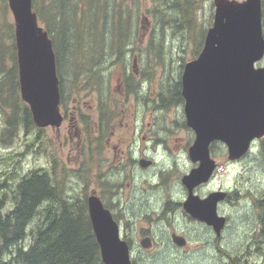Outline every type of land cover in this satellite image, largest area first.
Segmentation results:
<instances>
[{
	"label": "trees",
	"instance_id": "trees-1",
	"mask_svg": "<svg viewBox=\"0 0 264 264\" xmlns=\"http://www.w3.org/2000/svg\"><path fill=\"white\" fill-rule=\"evenodd\" d=\"M138 1L33 0V9L53 41L63 104L81 87L99 93L105 90V66L102 68L100 62L107 59L106 51L109 67L122 63L132 51L130 45L140 29L135 19L140 14L135 11ZM154 1L148 13L156 26L146 48L156 64L168 68L165 62L171 50L167 38L174 35L182 37L181 49H192L190 59L196 58L208 30L200 21L199 0ZM262 7L264 19V0ZM181 74L162 79V106L165 96L168 100L172 94L182 98ZM127 76L130 84L131 76ZM136 91V86H128V92ZM0 110L6 116L1 129L3 144L12 143L22 126L34 132L26 151L0 153V264H105L88 214V189L69 195L65 174L56 170L57 158L46 150L47 165L23 172L27 151L46 147L41 136L44 128L34 123L30 107L21 97L15 40L10 44L0 40ZM106 111L101 105L102 117Z\"/></svg>",
	"mask_w": 264,
	"mask_h": 264
},
{
	"label": "rangeland",
	"instance_id": "rangeland-1",
	"mask_svg": "<svg viewBox=\"0 0 264 264\" xmlns=\"http://www.w3.org/2000/svg\"><path fill=\"white\" fill-rule=\"evenodd\" d=\"M154 0H141L137 2V8L135 11L140 13L135 19L139 20V32L138 36L134 39L130 48H133L132 51H128L126 58L122 63H115L109 67L108 57L109 54L106 51L105 57L107 59H102L100 66L105 69L102 74L104 77V86L105 90L101 93L93 92L88 90V87H81L79 92H74L72 96L67 99V102L64 103V112L68 113L69 117L72 116V113H78L80 117V122L85 131L82 139L84 143L80 146H77L78 136L75 133V130L70 128L71 134L68 132V119L60 128L55 127H46L41 133V136L44 140L46 149L35 151H27L24 155V160L22 162L23 172H27L33 167H42L47 165L49 159L46 158L45 150L54 157L57 158L58 163L56 164V170L59 173H63L66 176V183L68 185V194L75 196L82 188L88 189V194L92 187L93 183V170L97 171V175L94 179L97 178L100 187L107 186L105 178H108V181L112 183V189L119 190V188L113 184L116 181L119 183L125 182L127 177H121L119 174H113L111 171L118 167V171L121 175L126 173H131L128 170V165L126 162L119 163L115 159L117 151L120 149L119 139H124L125 135L129 138H136L141 141H147L149 146L148 155H157V160L159 165L163 169H168L174 162L173 159L179 156V165L175 162L174 166L168 171V173L161 178L165 181L172 174L176 176H171L173 181H176V186H173L174 189H171V179L165 182L164 193L171 191L177 192L175 194L179 195L178 199H182L183 194L181 195L182 186H184L179 180V177L182 178L184 175L189 173L194 167L197 166L188 155L186 148V142L194 139L192 136L193 133L188 131L186 127H183V118L184 113L182 107H179L180 104L179 94H172L170 99L164 101L165 107H161L162 95L160 94L162 79L168 77H178L179 73L183 72V67L181 64L191 60V50L187 47L185 50L180 48L182 37L178 35L168 36L167 48L171 50L168 54V59L165 62L168 68H163L161 65L156 64L155 58L148 53L146 48V43L153 27L156 26L153 15L148 13V9L153 8ZM199 17L201 23L205 27H211L214 18L215 5L214 0H199ZM136 21V20H135ZM15 21L13 14L9 8L8 0H0V40H4L6 44L12 43L15 39ZM107 48V47H106ZM105 48V49H106ZM172 48V49H171ZM138 57V63L136 67H133L134 57ZM264 59L257 63V66H263ZM137 71V73H135ZM131 76L127 84V75ZM127 76V77H126ZM69 77L65 80V90L66 95L69 96L70 93V81ZM136 86L137 93L139 94V100L136 109L133 108L134 96L128 97V86ZM109 89V90H108ZM171 95L169 93H165ZM103 105L106 108V118L105 126L102 130L104 133L103 136H100V141H105L104 151L100 155V159L96 152L94 155L89 149L88 142L90 140H97V135L99 130L95 126V120L98 117V109ZM80 106L82 108H80ZM130 108V109H128ZM138 112L141 116V121L139 124L135 125L133 122H129L128 126L126 123L130 120L129 115ZM72 118V117H71ZM6 116L3 114V111L0 110V139L2 136L1 129L5 124ZM110 123L108 129L106 127L107 123ZM82 129V128H81ZM129 131H128V130ZM137 129V130H136ZM34 137L33 129L26 131L24 126L22 130L17 133L16 137L13 139L10 144H3L0 141V153L2 155L7 153H18L26 151V146L28 143H31ZM72 139V142L70 140ZM165 141V142H164ZM103 144V143H99ZM116 146V149L114 148ZM160 146V147H158ZM185 146V147H184ZM222 143L213 144V157L219 161V167L215 174V177L211 181L210 188H218L220 186L229 189L233 194V201L223 202L221 204V209L223 214H226L230 217V229L228 233L229 242H239L241 237L246 235L250 228L254 226V223L258 219L259 211L253 204L254 196L256 193L264 189V137L260 140H257L251 151L240 160H229L228 152ZM162 151L160 154H155V151ZM84 153L83 165L80 166V156ZM177 156V157H176ZM148 167V166H147ZM146 168V167H145ZM181 169V171H180ZM115 171H117L115 169ZM156 171L153 173V170H149L146 176L149 175L151 179H154L156 183ZM184 171V172H183ZM145 173V172H144ZM161 173V172H160ZM162 174V173H161ZM179 177H178V176ZM141 177V175H137ZM131 178L128 179V181ZM172 181V182H173ZM136 186L138 189L133 188ZM133 194V204L130 212L118 211V216L123 217V219L136 218L138 220H155L157 221L166 220L168 227H172L173 224L169 222L178 220L179 222L187 221L188 218L183 214L181 210L177 211H167L166 214L161 212L159 215L157 213H151L148 210H151L149 204L154 207L156 203L144 202L142 197H151L152 193L155 191V188L144 179L142 176L137 180V183L133 182L130 187L120 188L121 198L125 201L130 200V196H126L129 193L135 192ZM241 193L244 197L240 202L235 192ZM144 193L142 196L141 193ZM135 195V196H134ZM126 197V198H125ZM143 200V201H142ZM154 201V199H152ZM142 202V203H141ZM145 213H141V212ZM156 223L149 225V228L156 231V235L159 236L157 242L159 246H163L164 242L161 239L160 235L163 234L164 228L156 229L152 226H156ZM135 231V229H133ZM187 230V229H186ZM185 230V231H186ZM202 244V243H200ZM209 250H207L208 253ZM170 250H164L160 255L155 257L151 261L138 260L139 264H177V261L172 254H169ZM165 253V256H162ZM206 252L197 256L193 254L192 257L184 258L182 261L184 264H217V260L212 259L213 251L210 249V255L206 256ZM195 255V256H194ZM162 256V257H161ZM214 257V256H213ZM199 258V259H198Z\"/></svg>",
	"mask_w": 264,
	"mask_h": 264
},
{
	"label": "water",
	"instance_id": "water-1",
	"mask_svg": "<svg viewBox=\"0 0 264 264\" xmlns=\"http://www.w3.org/2000/svg\"><path fill=\"white\" fill-rule=\"evenodd\" d=\"M8 2L15 21L21 97L38 127L59 128L64 116L52 38L40 23L33 0ZM214 5L203 48L185 63L181 76L185 117L195 132L189 155L199 162L182 182L189 191L185 210L220 232L226 217L218 214L217 206L227 192L214 191L202 199L194 189L208 182L218 167L211 154L213 142H223L228 158L238 160L264 137V65L257 66L264 59V30L262 0H214ZM137 63L134 57V67ZM141 164L147 166L149 161ZM88 208L103 262L133 264L129 244L111 211L94 194L88 197ZM174 241L185 242L177 235Z\"/></svg>",
	"mask_w": 264,
	"mask_h": 264
},
{
	"label": "flooded vegetation",
	"instance_id": "flooded-vegetation-1",
	"mask_svg": "<svg viewBox=\"0 0 264 264\" xmlns=\"http://www.w3.org/2000/svg\"><path fill=\"white\" fill-rule=\"evenodd\" d=\"M127 94L129 98L130 96L136 97L134 98L135 101L132 105L133 108L136 109L139 100V94L137 93V91L128 92ZM183 99H184L183 97L180 98V104L178 106L182 107L184 113L185 101ZM160 104H161L160 106L163 108L164 106H162V103ZM60 107L64 115V120L62 125L68 119L69 122V125L67 127L68 132L69 134H71L72 132L70 128L73 127L76 135L79 138L77 141V146H80L81 144L84 143L82 136L85 133L83 126L80 122L81 116H79V114L76 113L75 111V113H72L71 116L72 118L69 117L68 113L64 112L65 110L62 100ZM80 108L82 107L80 106ZM137 110L139 109H136V111ZM106 116L107 115H105V117H102V115L100 114V109H98V117L95 120V126H97V129L99 130V134L96 136L97 140L93 139L88 142L89 149H92L91 150L92 154L94 155V152H96V154L99 155L98 159H100V155L104 151L103 148L105 147V143H106V140L105 141L99 140L101 138L100 136L104 135V133H102V130L104 129L105 126ZM128 118L130 120L126 123V126H128L129 122L131 121L135 125L139 124V122L141 121V116L138 112L133 113V115H129ZM182 121H183V127L184 128L186 127L188 131L190 130V132L193 133L192 136L195 139L194 131L190 127H188L186 123L185 114ZM109 124H110L109 122L106 124L107 129ZM194 139L186 142L185 149L187 150L188 155H189V148L193 144ZM118 141H119L120 149L117 151L115 155V159L119 163L126 162L128 165V170H130L131 173H126L123 176L118 171L119 169L118 167L115 168L117 171L113 169L111 172L113 174L117 173L124 178L127 177L126 184L125 182L119 183L118 181L113 183L119 188V190L117 191L112 189V183L108 181V178H105V181L107 182V186L105 187L103 184L104 188H102L100 187L101 184L98 183L97 178L94 179L95 176L98 175H97V171L93 170L91 176H93L94 187L91 188L86 201L88 207V197L92 194L97 195L102 200L105 207L111 211L114 219L119 224L122 238L125 239L129 244L130 254L133 264H139L138 262L139 259L143 261H151L158 255H160L163 250L164 252L166 250H170L169 254L173 255V257L177 261V264H184L182 260L185 258L187 262V258L192 257L193 254L199 256L203 254V252H206L205 253L206 256H209L210 249L211 251H213L214 257L212 256V259L214 260V262L215 260H217V264H264V209L262 208V206H264V203L263 204L261 203L264 200V189L259 190L256 193V196H254L255 199H253V204L256 207V209L259 211L258 219L254 223V226L250 228V230L246 235L241 237V240L239 242H229L228 233L230 229V220H229L230 217L227 216L226 214H223V211L221 209V204L226 201L232 202L233 193L229 189H226L225 187L222 186L218 188H210L211 181L213 180L215 175L208 182L196 186L194 189V194L204 199L207 196H209L211 192L214 191L224 190L227 192L225 199L221 200L217 206L218 214L226 217V222L220 232H217L213 225L209 224L206 221L195 218L185 210L184 202L189 196V191L182 182L183 177L180 178L177 175L179 177V180L181 179L180 183L184 185L182 186L183 187L182 191H180L181 195L183 194L182 199L177 198L180 197L179 195L175 194L177 192L168 191L164 193L165 182L169 181L171 179V176H176V175L175 174L170 175L168 177L169 180H167L165 177V181H163L161 175L162 177H164L168 173V171L174 166L175 162H177V166L180 167V165L178 164L179 159H177L179 158V156L178 157L176 156L177 158L173 159L174 163L168 169H163L162 167L159 166L162 163H159L158 160L156 159L157 155L156 157L155 155H148L147 151H149L148 149L149 146L147 145L148 143L147 141L146 142L141 141L134 137L129 138L127 135H125L124 139H119ZM70 142H72V139L70 140ZM99 143H103V144H99ZM214 143L216 144L217 142ZM218 143H222V142H218ZM223 145H224L223 147L227 149L225 144ZM114 148L116 149V146H114ZM161 152L162 151L157 150L155 151V154H160ZM211 153L213 156V145L211 146ZM83 160H84V153L82 156H80V162H81L80 166L84 164ZM143 160L149 161V164L147 165L148 167L143 166L141 164V161ZM216 161L218 162L219 165V161L218 160ZM194 163L197 165L199 164V162H194ZM151 169L153 170V173H155V170H157L155 175L156 183H154L155 180L151 179L149 175L147 176L145 175ZM137 175H141V177L143 176L144 179H146V181L155 188V191L151 195V197L153 196L152 198L142 197L145 203H148L149 200L153 203L159 201L158 203H156L154 207H152L149 204V207L151 209L148 210L149 212L157 213L159 215L161 212H164V214H166V212L169 210L170 211L181 210L183 214L188 218V220L184 221L183 223L179 222L178 220L171 221L169 222V224L170 225L173 223L174 224L172 227H168L166 224L167 222L166 220L157 221L159 223V225H157L155 220L140 221L136 218L123 219V217H119L117 213L118 211L130 212V209L132 208V204H133V198H134L133 194L136 193L135 191L126 195V196H130L129 197L130 200L125 201L124 199L121 198L122 194H120V188L123 187V191H124L125 186L130 187L133 182L137 183V180L141 178ZM129 178L131 179L128 181ZM173 180L174 179H171V189H174L173 186H176V181ZM133 188L138 189L136 186H134ZM235 194L237 197H240L239 202L244 198L242 197L243 195H241V193H238V191H236ZM141 195L143 196L144 193L142 192ZM152 199H154V201H152ZM141 213H145V212L142 211ZM262 213H263V217L261 216ZM88 214H89V208H88ZM152 223H156V226H152L156 229L160 230L164 228L163 234L160 235L161 239H163L162 242H164L163 246H159V244L157 243L159 242L156 238L157 232L149 228V225H152ZM133 229H135V231ZM174 235L182 236L185 240L184 244L179 245L177 242H175ZM143 240H145L144 242L146 243V246L142 243ZM207 250H209L208 253ZM162 256H165V253ZM147 264L150 263L147 262Z\"/></svg>",
	"mask_w": 264,
	"mask_h": 264
},
{
	"label": "bare ground",
	"instance_id": "bare-ground-1",
	"mask_svg": "<svg viewBox=\"0 0 264 264\" xmlns=\"http://www.w3.org/2000/svg\"><path fill=\"white\" fill-rule=\"evenodd\" d=\"M109 48V47H108ZM14 176V175H13ZM79 194H81V191L79 192ZM80 205V204H79Z\"/></svg>",
	"mask_w": 264,
	"mask_h": 264
}]
</instances>
